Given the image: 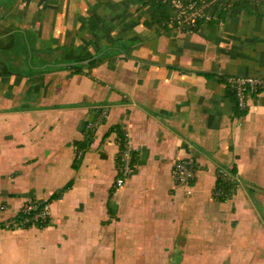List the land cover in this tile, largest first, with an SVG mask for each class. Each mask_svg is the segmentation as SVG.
Segmentation results:
<instances>
[{
	"label": "crops",
	"instance_id": "0c3cea01",
	"mask_svg": "<svg viewBox=\"0 0 264 264\" xmlns=\"http://www.w3.org/2000/svg\"><path fill=\"white\" fill-rule=\"evenodd\" d=\"M154 6L0 0V264H264V90L239 114L223 80L264 76V0L192 32L146 24ZM114 124L137 154L122 187ZM71 179L45 226L16 222Z\"/></svg>",
	"mask_w": 264,
	"mask_h": 264
},
{
	"label": "built area",
	"instance_id": "2783aa9c",
	"mask_svg": "<svg viewBox=\"0 0 264 264\" xmlns=\"http://www.w3.org/2000/svg\"><path fill=\"white\" fill-rule=\"evenodd\" d=\"M217 0H173V12L170 16L169 25H176L187 32L194 31L199 19L207 22L211 17L216 16L213 2ZM228 81L231 84L236 96L237 105L240 109L248 106L249 98L264 90V76L258 75H230ZM101 117L108 115V109L104 106L97 109ZM132 152L130 148L125 151L123 163L118 166V173L115 180L116 187H122L133 172L131 164ZM196 160L193 156L179 158L173 165L172 174L174 179L186 187L188 194L192 192V183L196 177ZM226 173V172H225ZM229 174V173H227ZM234 179V177L232 176ZM23 214L21 224L30 221L33 223L46 222L51 216V201L49 199L30 198L25 201L20 210Z\"/></svg>",
	"mask_w": 264,
	"mask_h": 264
},
{
	"label": "trees",
	"instance_id": "16d2710c",
	"mask_svg": "<svg viewBox=\"0 0 264 264\" xmlns=\"http://www.w3.org/2000/svg\"><path fill=\"white\" fill-rule=\"evenodd\" d=\"M251 0H217L213 2V6L215 8L216 16L211 17L207 22H220L226 19V16L230 13H235L238 12L244 8L249 7V3ZM148 2H153L154 3V8L151 12V17L150 19H146L145 23L150 25V26H159L163 29H170L174 28L176 25H169V20L170 16L173 12V0H145V3ZM204 22V19H199L198 23L196 26L193 27L194 30L199 28V26ZM210 75V73H208ZM229 76H225L223 80L227 83L229 94L232 96L234 102H235V108L236 112L239 114L245 113L247 108L245 109H240L237 105V96L231 86V84L228 81ZM99 117L103 119L104 117H101V112L98 111ZM96 126V121L88 123L85 127V133L86 136L85 138L77 144L76 147V156L73 161V166L78 167L80 164L85 151L88 149L90 145V140L93 136V130ZM111 131H116L117 132V141L119 143V151L116 156L117 164L120 166L123 163L124 159V154L125 151L129 148V142H128V135L121 126V124H114L111 125L110 128L108 129L106 135H108ZM137 162V154L133 153L131 157V164L133 167H135ZM236 178H232L230 174L225 173L224 171L220 170L218 173V177L216 179V184L214 186V191L213 195L215 198L219 200H225L228 197H230L234 191L235 185H236ZM73 183V179L69 180L64 186L60 187L59 189L55 190L49 200L55 199L60 197L63 192L71 186ZM23 217L22 213H18L16 216V222L19 223L20 225H31L33 224L32 221L26 223V224H21V218ZM48 223L46 222H37L38 225L40 226H45Z\"/></svg>",
	"mask_w": 264,
	"mask_h": 264
}]
</instances>
